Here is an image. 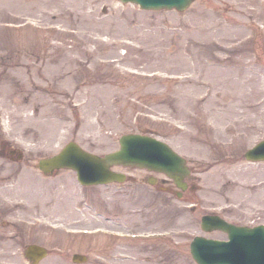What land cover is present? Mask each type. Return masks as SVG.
Segmentation results:
<instances>
[{"label":"rangeland","instance_id":"rangeland-1","mask_svg":"<svg viewBox=\"0 0 264 264\" xmlns=\"http://www.w3.org/2000/svg\"><path fill=\"white\" fill-rule=\"evenodd\" d=\"M134 131L184 155L193 186L178 197L129 165L114 167L124 182L84 186L37 166L70 140L102 154ZM263 137L264 0H0V264H30L29 241L49 249L39 264H76L74 251L79 264H197L195 234L226 236L203 231L204 213L264 223V159L244 156ZM158 229L171 240L116 234Z\"/></svg>","mask_w":264,"mask_h":264},{"label":"water","instance_id":"water-1","mask_svg":"<svg viewBox=\"0 0 264 264\" xmlns=\"http://www.w3.org/2000/svg\"><path fill=\"white\" fill-rule=\"evenodd\" d=\"M128 1V0H123ZM146 8L176 7L184 9L191 0H130ZM120 147L99 155L83 149L75 141L67 142L62 149L48 157L40 158L38 165L44 171L68 166L76 169L83 183L105 182L124 179L125 174L110 168L112 164H137L164 171L184 187L183 175L188 172L184 158L167 143L142 133H124L119 137ZM245 156L264 159V139L249 148ZM201 226L210 230L220 228L229 234L228 240H218L196 235L191 241V253L199 264H264V225L248 227L232 224L219 215L205 214ZM30 256L39 258L45 248L32 245Z\"/></svg>","mask_w":264,"mask_h":264},{"label":"flooded vegetation","instance_id":"flooded-vegetation-1","mask_svg":"<svg viewBox=\"0 0 264 264\" xmlns=\"http://www.w3.org/2000/svg\"><path fill=\"white\" fill-rule=\"evenodd\" d=\"M168 184V183H167ZM169 185V184H168ZM74 253H79V252H72V254H74ZM150 253H154V254H156V255H160L161 257H163L164 255H162L161 253H159V251H157V252H150ZM70 261H72L73 263H76V264H79V263H87V262H89L90 261V259H88V257H85V258H83V260H81V259H78V258H73V257H71L70 258ZM100 261V260H99ZM100 264H103V263H100Z\"/></svg>","mask_w":264,"mask_h":264}]
</instances>
